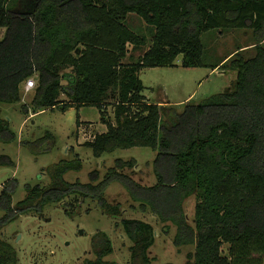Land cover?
Here are the masks:
<instances>
[{
	"label": "trees",
	"instance_id": "trees-1",
	"mask_svg": "<svg viewBox=\"0 0 264 264\" xmlns=\"http://www.w3.org/2000/svg\"><path fill=\"white\" fill-rule=\"evenodd\" d=\"M130 13L151 25L154 35L151 46L127 62L129 45L147 42L126 24ZM0 27L6 28L0 38V103L22 101L23 83L35 76V111L100 110L107 130L85 142L95 155L117 146L157 151L153 185L125 172L136 166L134 158H117L101 180L95 169L89 182H70L66 173L83 168L78 154L48 166L50 183H27L25 198L15 204L17 179L8 180L0 193V264L19 263L17 250L1 236L5 226L26 213L42 214L48 204H65L72 194L94 199L109 215H122L123 203L106 196L115 180L141 209L160 219L164 232L176 225V246L195 245L186 264H264V0H0ZM236 27L253 30L256 53L246 58L236 52L229 68L237 76L230 87L190 100L182 110L169 99L147 100L143 68L175 66L179 55L183 66H202V34ZM112 105L114 120L108 114ZM0 139H16L1 115ZM0 165L15 163L2 154ZM191 195L197 200L194 224L184 206ZM121 225L132 241L133 263L152 264L154 225L126 217ZM92 248L96 258L84 264H119L105 259L114 252L105 231L93 235Z\"/></svg>",
	"mask_w": 264,
	"mask_h": 264
},
{
	"label": "rangeland",
	"instance_id": "rangeland-1",
	"mask_svg": "<svg viewBox=\"0 0 264 264\" xmlns=\"http://www.w3.org/2000/svg\"><path fill=\"white\" fill-rule=\"evenodd\" d=\"M126 24L143 35L147 41L140 46L129 45L130 52L125 59L128 62L137 60L151 46L154 29L136 13L128 15ZM5 32L6 28L0 27V38ZM201 38L204 45V65L183 66V55H179L175 66L142 69L140 77L149 101L163 102L169 99L178 110H182L188 101L199 102L233 84L237 72L230 69L229 65L238 50L246 58L256 53V40L251 28H215L204 32ZM226 57L222 67L213 69V65ZM33 79L36 82L35 76ZM24 85L25 82L22 85V101L0 103L1 117L8 120L11 129L16 133V139L11 142L0 139V155H9L15 163L0 165V193L8 180L16 178L13 204L25 198L27 183H50L51 179L46 170L48 166L62 159H72L77 154L82 160L83 168L66 173L65 178L70 182L77 179L89 182L91 171L95 169L100 171L99 180L103 179L117 158L136 159L137 164L133 169H125L135 180L146 185L157 182L153 169L157 151L153 147L117 146L97 156L93 148L85 144L95 134L107 130V125L100 120L101 113L96 106H83L79 109L70 107L65 111L60 107L35 111L31 101L36 85L28 92ZM62 98L67 99L65 94ZM24 105L29 106L28 112ZM113 112L114 105L109 106L108 114L114 120ZM78 120L82 123L78 124ZM106 196L111 201L116 199L123 203L122 215H109L94 199L72 194L65 198V204L57 202L46 205L42 214L30 212L21 215L1 230V236L17 250L18 264H84L87 259L96 258L92 237L102 230L109 235L114 246V252L105 259L119 264H134L130 251L132 241L121 225V220L126 217L141 219L154 225L156 243L150 248V255L154 258L152 264L168 261L186 264L187 254L195 252V245L192 244L176 246L173 241L176 225L171 224L170 231L164 232L160 219L150 210H143L137 202L132 201L122 182H110L106 188ZM196 202V196L191 195L184 204L191 224H194ZM132 204L136 207H132ZM229 246L227 243L223 245L225 255L228 254Z\"/></svg>",
	"mask_w": 264,
	"mask_h": 264
},
{
	"label": "built area",
	"instance_id": "built-area-1",
	"mask_svg": "<svg viewBox=\"0 0 264 264\" xmlns=\"http://www.w3.org/2000/svg\"><path fill=\"white\" fill-rule=\"evenodd\" d=\"M36 85L35 80L33 79V77L29 78L26 82H25V90L26 92L30 91L31 89H33Z\"/></svg>",
	"mask_w": 264,
	"mask_h": 264
},
{
	"label": "crops",
	"instance_id": "crops-1",
	"mask_svg": "<svg viewBox=\"0 0 264 264\" xmlns=\"http://www.w3.org/2000/svg\"><path fill=\"white\" fill-rule=\"evenodd\" d=\"M222 65V61L219 63V65H218V67H220ZM145 94V93H144ZM145 96H146V98H147V100H149V98L147 97V95L145 94ZM167 100V99H166ZM152 102V101H151ZM159 102H161V101H159ZM82 123V121L81 120H79V123ZM78 123V124H79ZM103 123V122H102ZM105 124V123H104ZM104 132V131H103ZM72 149H74V148H72ZM188 218H189V216H188ZM156 243V242H155Z\"/></svg>",
	"mask_w": 264,
	"mask_h": 264
}]
</instances>
